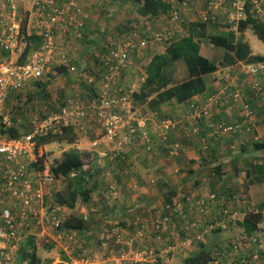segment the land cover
Masks as SVG:
<instances>
[{"label": "crops", "instance_id": "obj_1", "mask_svg": "<svg viewBox=\"0 0 264 264\" xmlns=\"http://www.w3.org/2000/svg\"><path fill=\"white\" fill-rule=\"evenodd\" d=\"M44 1L45 0H9V2L1 9L2 15L0 12V22L4 21L0 24V30L4 29L5 25L15 22L20 25V30H22L23 24L19 21L17 22L16 17L19 15L20 9H24V14L27 13V16L30 17L25 20L27 22L26 29L28 34L36 33L38 36L42 37V42L40 44L38 43L40 46H36V49L33 50V52L40 51L45 46L47 40L44 35V30L39 22L43 17L45 18L44 21H47L49 18L48 16L42 15L43 9L41 6L44 4ZM164 1L171 4L169 9L167 11L160 10L157 15L152 16L147 13H141L140 8L137 5H134L131 0H58L57 5L61 8L65 7L67 9L65 10L67 15L73 13L72 3H77L79 7L82 8V14H77V19L78 21L82 20L85 25L79 30L75 25H72L68 31L53 28V41L56 45L53 53L54 60L51 64L50 71L46 76L51 77L50 74L52 73L53 66L60 64L57 61L55 62V60L59 61L62 53H65L70 61L74 65H77L75 71H70L68 69L69 71L67 70V74L73 75L74 72L78 71L80 66L89 69L94 68L95 72L93 75L85 76L88 79V82H91V88L88 90V94H91V96L84 95L83 98H86L84 102L81 101V98H70L66 96L68 99L66 101L64 100L65 103L63 102L61 104L62 106L56 102L58 110L51 114L61 112L64 107L70 105L69 101H72L74 108H87L90 115L94 114L97 117H89V119L87 117L90 122L84 127L90 129V136H93L94 138V136L101 132L104 138L105 131L101 123L102 120L100 121V117L96 113V110L91 107V101L98 96L99 92H101L102 69L105 70L104 60L109 52L114 48H123L130 42H141L143 39L151 37L153 34L152 32L156 31L168 32L173 36V39L166 45L168 46L185 35L183 34L177 37V24L170 19L172 13L178 10L182 22L185 23L188 21L189 16L200 8L199 0H189L186 11H184L182 6L183 0ZM175 5L177 6L175 7ZM126 8H129L130 10L128 11ZM44 10L46 13L47 9ZM117 11L119 14H122L123 18H119L121 19L119 21L112 18L113 16L116 17L118 14ZM77 19L75 18V20ZM151 20H154L153 22H155L154 26L156 29L151 26ZM73 24L75 23L73 22ZM107 27L110 28L108 29L109 31L106 32ZM208 27L209 25L206 24V28ZM184 29L185 28H183V31ZM208 29L210 32V28ZM214 29L215 27L211 28V30ZM220 30L230 31L225 26H222ZM107 34L108 36H106ZM240 40L247 41L250 44L251 50L253 49L249 38L245 37ZM151 43L155 42L149 40L147 47L140 52L143 53L148 47L152 46H156L159 49L162 48L160 52L157 51L155 54L165 51L163 45L157 43L154 45ZM257 47L264 51L263 46L258 44ZM136 52L138 53V51L132 53V62L135 60L136 56L134 55ZM9 53L15 55V60H8V58L4 57L6 54L9 55ZM255 53L256 52H253L252 50V54L256 55ZM155 54L150 56L148 63L152 60ZM258 54L264 56V53ZM0 57L3 60L20 64L18 60L19 56L16 55L15 52L0 50ZM257 62L264 65V60ZM244 65L245 63L237 62L231 66L233 68L231 71L235 72V68H241L242 70L244 69ZM132 69L133 67L130 64L123 71L121 79H119V82L117 83L119 86L115 88L113 93H118L122 86H124L122 88L127 92H133L131 89L128 90L125 88L129 87L125 82H129L130 80L133 81ZM219 70L213 73L212 79L218 75ZM65 73H62V75L64 76ZM241 76L242 78H250L249 81H260L259 83L263 85V88L258 93L255 94L247 89L250 94L245 93L243 95L255 111L253 117L245 119L243 115L244 113H237L231 120L232 122L238 120V123L244 130L243 132L213 135L214 128L209 124L216 123L215 120L218 118H228L225 116L224 111L221 112L218 108L214 110L216 115H214L215 120L212 116L211 119L204 117L197 120L190 115L191 112L189 105L191 103H200L204 101L209 94V90L214 88L215 84L213 85V83L215 81H213L212 86L207 89L208 91L197 94L184 103H178L176 101L168 102V107H165V105L161 107L162 110L169 112L166 116H180L179 127L176 130L173 129V132L171 133V137L174 138V141L177 140L181 143L179 156L165 157L163 156V153L151 154V152H141L133 156L130 155V158L126 161H120L117 159L110 161L111 164L106 166L111 167L109 170L116 173L115 176L112 174V182L115 184L112 183L110 185V182H104V180L100 181V179L97 180L96 177H94L89 184L90 187L92 186L93 188L90 198L86 202L83 201L86 206H82L79 212H77L78 205L75 204V206L71 208L65 204L59 203L55 196L60 193L57 191L56 186L61 185L63 179H66L69 183L65 184V188L59 191L67 194L66 187L69 188V185H71V179L68 176L56 177L53 174L56 177V180L53 184L47 183L44 185L43 204L38 207V216L32 220L30 219L32 223L31 226L22 232V238L17 242V248L13 250L12 262H14L17 252L20 251L22 244L26 242L29 236H36L37 252L39 251L40 237L37 232V226L41 225L43 233H48L50 236H54L55 240L64 238L68 239L70 242H74L72 250L69 249V245L66 244L68 248L65 250L68 254L66 255L69 256V260L60 261L58 259V264H70V262L75 259L73 255L76 252L81 251L80 256L85 255L82 247H85L89 242H92L90 241V234L95 232L89 230L87 226L95 225L94 228L96 232L100 233V238L97 237V241L94 240L96 242V247H102L106 244L110 245L108 248H104V254L102 256H98V254L95 255V262L97 261L96 264H116V261H120L119 257H117L119 254L118 249L128 250L130 248L133 249L145 245H150L157 250V254L161 258L160 261L172 264L171 260L175 258L176 251L161 248V246L166 245L165 242L168 240L166 237L168 231L170 230V233H172L170 229L171 226H175L183 232L180 244H184L185 249H187L185 252L190 251L184 255L183 261L185 257L190 253L197 251L203 244L210 249H212V245L219 244L217 251H224V256L220 257L215 254V249H212L216 260L212 261L213 263L211 262L210 264H229L233 259L238 262L241 254L249 255L252 264H264V245L261 249L255 248L251 245L250 242H248V238L254 232L252 234L247 233L245 228L241 225L248 212H251L254 206L258 207L259 204L264 202V74L256 78H251L244 72ZM145 77L146 71L145 75L142 77L140 85L145 80ZM74 79L77 78L75 77ZM79 79L82 81L85 80L83 77ZM44 81L47 82L48 80ZM50 85H53V83L49 82L47 87ZM61 87L62 86H58V88ZM132 87L135 90L140 88L139 84ZM57 90L61 92L60 89ZM59 91H57V95L62 97L59 95ZM71 92H74V90L71 89V91L68 92L69 95ZM61 94L65 95L66 93L62 91ZM53 98L55 101L58 99V97L55 98V96H53ZM130 100L132 109L136 110L133 97L130 98ZM218 112H221V115L218 114ZM153 113L155 114L154 118L157 120H152L153 117L145 116L146 118H143L147 121L145 125L147 131H149V129L150 131L151 129L157 131L159 123L161 122L160 120L163 119L157 118V111H154ZM11 119L12 118H10V120ZM12 122L17 123V120L13 119ZM196 125L200 126L199 132L196 135L187 136L185 132L188 131L186 129ZM82 127L83 126L80 124L73 126L75 133H77L76 140L71 143L67 139H63L64 147H67L68 145L69 147L68 149L63 148L60 156L56 157V160L61 158L63 151L76 148L74 147V143L78 142V139L80 138L77 130ZM247 127L250 128L249 131H245ZM256 136H258V139ZM139 143L144 147L146 145L145 140L141 138ZM131 144L128 150L129 154H131L132 149H137L139 147V144ZM45 145L38 146V154L40 155V160L42 158L43 163L39 160L38 163L32 166L31 171L33 172L35 171V168L43 169L46 166L48 167V164L44 163L46 160L44 161L42 157V152L46 151V147L49 143ZM109 145L110 142H106V147ZM132 159L136 160L132 161ZM95 170L96 168H94V171ZM68 179H70V181H68ZM117 183L122 184L117 185ZM104 185L105 187L103 189ZM112 185H115L117 190H115ZM96 193H102L101 198L98 200L97 196H95ZM213 193L217 194L215 199L211 198ZM169 196L172 200L171 203H178L184 207V215L175 213L177 215L174 220L171 223L167 222L165 224V230L162 233L161 239L156 236L157 233L156 235L155 233L153 235H150L151 233L148 235L146 232V234L140 235L134 227V232H129L125 230L126 228L122 227L127 225L133 226V223L136 225L138 222L143 221L153 224L155 218L156 220L162 219L164 217L162 212L158 217H153L152 212L155 208L160 206L163 209L167 200L166 198ZM95 199L97 202H95ZM198 199L204 201L205 211L203 212L197 204ZM168 204L169 203H167L166 206ZM87 213L90 218H92V215L94 216L93 219L97 217V221L96 223L86 221V227L82 231L74 229L65 230V228L57 229L53 226L55 219L59 221L60 224H63L66 218H69L70 216H83L84 219H87ZM104 218L105 221H103ZM193 220L198 222V227L195 229H188V223ZM106 222L112 223L113 226L109 229V226L106 224L109 233L107 234L106 239H102L105 236L106 227L104 223ZM118 224H120L121 227L117 226ZM151 227L152 226H150V228ZM54 230H61V232L57 234ZM114 232L120 233L124 242L128 241L131 244L129 245L127 242H116V238L113 236ZM77 235L79 237H77ZM177 237L179 236H174L176 239ZM261 237L264 244V231L261 233ZM24 240L25 242H23ZM232 244L233 249H231ZM234 247H238V249H235ZM172 248L173 246H169V249ZM164 250L165 252L169 251L168 254H164ZM77 260L79 261L82 259H75L74 264H77ZM183 261H181V264H183ZM173 263L178 264L177 260ZM121 264L138 263H134L132 260H124Z\"/></svg>", "mask_w": 264, "mask_h": 264}, {"label": "built area", "instance_id": "obj_2", "mask_svg": "<svg viewBox=\"0 0 264 264\" xmlns=\"http://www.w3.org/2000/svg\"><path fill=\"white\" fill-rule=\"evenodd\" d=\"M57 1L45 0L41 6L43 9L42 15L49 18L47 21H44L45 18L43 17L39 22L47 40L45 46L40 51L32 52L24 64L3 60L0 57V127L2 126V122L11 123L9 113L7 112L10 90L19 88L25 81L42 78L50 71L56 46L53 41V28L68 31L72 25H75L79 30L85 25L82 20L78 21L77 19V14H82V8L77 3H72L73 13L67 15L65 11L67 9L58 6ZM188 1H182L184 11L187 10ZM8 2L9 0H0L1 15L2 7ZM263 3V0H202L203 8L198 9V11L190 15H200V18L194 17L190 21L205 23L216 28H221L223 25L228 24L229 27L227 29L233 30L237 34L239 23L249 16V10H251L250 14L254 17L263 20ZM44 9H47L46 13ZM195 13L197 14L195 15ZM170 19L175 24L180 25L179 29L183 30L184 22H182L178 10L172 13ZM3 22L1 21L0 24ZM152 33L151 37L143 39L141 42L134 41L123 48L112 49L104 60L105 70L102 69L101 92L91 101V107L96 110L100 121L102 120L105 138L110 142V145L106 147L102 146V141L100 140L92 141V149L97 151L101 157H106L109 153L114 154L113 157L123 151L125 153L129 150L131 143H133L131 145H138L140 138L145 140V147L147 146L145 149L147 151L150 152L154 146L146 130V119L135 118L136 111L130 105L131 94L122 88L123 86H120L121 90L118 93H113L115 88L119 86L117 83L121 79L123 71L132 64L131 57L134 51H138L140 54V51L147 47L149 40L155 42L151 44L155 45L157 43L166 46L173 39V36L168 32L156 31ZM177 37H179L178 34ZM25 45L26 43L22 40L20 25L16 22L7 24L4 29L0 30V50L15 52L20 56ZM56 61L68 66L70 71L76 70L77 66L71 63L65 53H62L59 61ZM244 70L248 77L256 78L264 74V65L247 63L244 65ZM220 77L218 79L220 85L217 84L214 89L209 90V94L204 101L189 105L190 115L197 120L204 117L211 119V116L214 119L213 112L215 109L220 108L219 104L222 103L225 108L224 114L228 118L214 119L216 123L209 124L214 128L213 135L243 132L244 130L238 123L239 121L232 122L231 120L237 113H244L245 119L253 117L255 111L243 95L247 89L256 94L261 91L263 85L259 83L260 81H249L250 78H242L239 75L232 79L224 76ZM248 90L247 92H249ZM69 104L61 112L51 114L36 123L32 131L24 133L20 137L7 138L0 134V264L11 263L13 250L17 248V242L22 238V232L31 226L30 219L32 220L38 216V207L43 204L44 185L47 183L53 184L56 180L49 166L43 169L35 168L34 172L31 171V167L40 160L36 137L49 133H62L64 126H75L80 124L85 117H89L87 108H74L72 101H69ZM179 120L180 116L174 115L161 120L158 126L160 136L166 139L168 133L179 125ZM186 130H192L194 135L199 132V129L193 126ZM249 130V127L245 129V131ZM256 138L258 139V136ZM99 146H102L101 151L94 149ZM166 146L167 151L171 155L179 154L181 148L179 143H166ZM211 198L215 199L216 194L213 193ZM197 204L200 206L202 212L205 211L202 199H198ZM167 208L184 215V207L181 204L170 203L167 205ZM252 210L260 214L261 220L258 223L257 230L248 238V242L255 248L261 249L264 245L261 237V233L264 231V206H254ZM166 221L167 217L161 221H153L152 226L155 227L156 236L159 239L162 238ZM59 224V221L55 219L53 226L57 227ZM198 225V222L193 220L188 223L187 228L195 229ZM147 227L150 228V225L146 222H138L135 229L140 235H143L146 234ZM113 234L116 242H124L120 233L114 232ZM126 242L129 245L131 244L128 241ZM234 248L238 249V247ZM118 251V255L122 261L132 260L138 264L158 263L159 256L157 250L150 245ZM239 259L242 264H252L251 258L247 254H241ZM82 261L84 260L82 259ZM229 264H235V262L231 261Z\"/></svg>", "mask_w": 264, "mask_h": 264}, {"label": "trees", "instance_id": "obj_3", "mask_svg": "<svg viewBox=\"0 0 264 264\" xmlns=\"http://www.w3.org/2000/svg\"><path fill=\"white\" fill-rule=\"evenodd\" d=\"M134 5H137L141 13L143 14H150L155 16L159 13V11H167L169 9V4L167 1L164 0H131ZM249 16L239 23V31H245L247 29H251L254 34L262 41H264V20H260L255 18L252 14H250L251 10L248 11ZM27 22L23 23L22 27V35L25 37L26 45L19 56V63L24 64L27 61L28 56L36 49L38 43L42 42V37L38 36L36 33L28 34L27 29ZM228 26V24H227ZM183 28H186L188 32L179 40L173 42L172 44L165 46V51L162 53H156L152 60L148 63L146 67V77L143 83L140 85L138 90H134L130 94H132L134 104L142 103L146 104L148 110L157 111L158 116H163V119L166 118V114L163 115V110L161 107L168 102L176 101L178 103H184L194 97L197 94L203 93L207 91L210 86H212V75L219 69L228 68L234 65L237 62H246V63H258L257 61L264 60V56L259 54H252V50L250 44L247 41H241L235 31L231 30L230 32L224 34H207L209 33V29L206 28L205 23L201 22H192L189 21L183 24ZM207 38L209 41L215 45L221 46L226 49L225 59L222 60L220 64L216 63L214 60L208 57L202 51V38ZM37 42V43H33ZM176 64L182 65L187 70V77L182 79L181 81H175L178 79L177 73L174 70V66ZM59 65V66H58ZM57 72L67 74V67L63 64H56ZM69 71V70H68ZM35 80V79H34ZM44 80H48L47 82ZM33 80L25 81L21 86L20 90L25 88L29 82ZM51 79L48 76L38 78L34 81V84L40 87L39 90L44 89L46 90L49 82ZM128 86V84H127ZM124 87V86H123ZM130 90L129 87H125ZM212 90V89H211ZM12 96V92L8 96ZM19 103V102H18ZM63 103V102H62ZM65 103V102H64ZM51 101L47 103L45 109L41 108V112L45 115L48 114L52 110L50 108ZM54 105V104H53ZM51 105V106H53ZM57 106V104H56ZM53 107V109L56 108ZM62 106V105H61ZM60 106V107H61ZM58 110V109H57ZM55 112V111H54ZM11 118V116L9 115ZM43 118V117H42ZM41 118V119H42ZM162 119V120H163ZM161 121V120H160ZM160 124V123H159ZM18 123H14L11 121L10 124L2 122V126L0 127V134L3 137L7 138H17L20 137L24 132L22 131ZM179 127V125L175 128V130ZM200 130V126L196 125ZM34 128V127H33ZM208 129V128H207ZM159 129L154 131L153 129H149L148 133L151 138V142L155 145L151 149V154L155 153H163V156H179L178 155H171L169 151L166 149V143L174 144L180 143V141L175 140L171 137V130L166 139H163L162 136L159 134ZM187 136H193L194 133L192 130L185 132ZM76 133L73 126H64L62 128V133H49L43 136L37 137V145H45L51 143L57 139H67L69 142L73 143L76 140ZM147 147V146H146ZM160 149H158V148ZM150 153L145 149V147L139 143V147L137 149H132L131 154L129 152H121L118 155L114 156V154H107L106 157H101L98 152L93 151H79L77 148H71L69 150H65L62 153L60 159L54 161L51 164V172L56 177L61 176H68L71 179L69 185V189H67V194L60 192L56 195V199L59 203L65 204L71 208H73L78 200L81 197L82 201L86 202L89 200L90 195L92 193V186L90 187V182L94 178L92 172L98 162L99 159L103 160V163H106L107 166L111 164L110 161L112 160H120L126 161L130 158V155H136L139 153ZM137 158V157H136ZM111 159V160H110ZM136 159H132L135 161ZM105 161V162H104ZM41 163L43 160L41 158ZM108 162V163H107ZM87 164V165H86ZM88 166L87 169L84 166ZM44 166V165H43ZM93 167V168H92ZM86 170H85V169ZM92 174V175H90ZM173 196V195H172ZM217 196V194H216ZM166 203L163 206L164 212V219L167 217L168 223H171L175 216L176 212L168 209L166 204L171 203V197L166 198ZM264 206V202L258 205V207ZM157 220V221H161ZM156 220V218H155ZM261 220V216L259 213H256L254 210L248 212L245 217L244 222L241 224L247 233L252 234L258 228V223ZM105 221V218L103 219ZM108 223V222H106ZM104 223V224H106ZM86 227V219L84 217H75L70 216L66 218L63 224H59L56 228H65V229H74L78 231H82ZM147 234L156 235V229L154 226L151 228L147 227ZM149 232V233H148ZM96 233L95 235H93ZM91 236L90 241L94 240L95 236L100 235V233L94 232ZM154 235V236H155ZM107 235H105L102 239H106ZM36 236L32 235L29 236L28 239L24 244H22L20 249V259L21 262L27 261L29 264H40V257L37 253V244H36ZM77 237H79L77 235ZM108 241V240H106ZM82 247V249H86ZM231 249H233V244L231 245ZM219 255L224 256L223 252L220 251ZM77 259H85L87 256H80L75 255ZM64 261L69 260V256L64 254ZM159 262L157 264H164V262L160 261L161 258L158 257ZM216 260L215 255L213 254L212 249L207 248L206 245H201L197 251L190 253L187 257H185L183 264H210L212 261ZM233 259L235 264H242L241 260ZM213 263V262H212ZM64 264V263H61ZM149 264V263H145Z\"/></svg>", "mask_w": 264, "mask_h": 264}, {"label": "rangeland", "instance_id": "obj_4", "mask_svg": "<svg viewBox=\"0 0 264 264\" xmlns=\"http://www.w3.org/2000/svg\"><path fill=\"white\" fill-rule=\"evenodd\" d=\"M199 1H200V8L199 9H202L203 8L202 0H199ZM124 9H122V10H124ZM126 9L128 11L130 10L129 8H126ZM262 10L264 11V3L262 4ZM24 12H25L24 9H20L19 15H17V17H16L17 22L19 21V22H21V24H23L27 18L28 19L30 18L29 16H27V13L24 14ZM117 13H118V11H117ZM196 14L197 13H195V15ZM194 17L198 19V18H200V15L190 16L188 18V21L194 19ZM112 18L119 21V20H121L119 18H122V14L118 13L116 15V17L113 16ZM153 21L154 20H151L150 24L154 28L155 27L154 26L155 22H153ZM192 22L193 21H191V23ZM109 28L110 27H107V30L105 29L106 32L109 31L108 30ZM179 28H180V25H177V30H178L177 34H178V36L188 33L186 31V28L184 29V31L179 29ZM208 28H210V32L207 33L209 35H211V34H224V33L229 32V31L220 30V29L211 30L212 25L209 26ZM155 29H156V27H155ZM253 33L254 32H252V30L249 28V29H247L245 31H241V32L238 31V33L236 35H237V37L239 39L245 38V37L249 38L250 43H251V45L253 47L252 50H253V52H256L255 54L264 53V51L262 49L257 47L258 44L264 47V41L260 40ZM106 36H108V34ZM22 40L25 41L24 36H23ZM202 46H203L202 51L206 55H208L209 58L214 60L216 63L220 64L222 62V60L225 59V53H226V49L225 48L211 43L209 41V39H207L205 37L202 38ZM164 49H165V46H164ZM161 50H162V48L159 49L156 46H152V47H148V49H146L143 53L141 52V54H139V55H138V53H135V55H134V56H136L135 60H133V62L131 64V66L133 67V69H132L133 70V72H132L133 81L130 80L129 82H125L126 85L127 84L129 85V88L132 91L135 90L132 86L137 85V84H139V86H140V82L142 81V77L145 75L146 67H147V64H148V60L150 59V56L155 54V52H157V51L160 52ZM2 56H3V54H2ZM4 57L8 58V60L9 59L15 60L14 58H16L15 55L10 54V53H9V55H7V54L4 55ZM56 67L57 66H53L52 73L50 74L51 77H49L51 79L50 82L53 83V85H50L49 87H47L46 90H44L42 88H41V90H39L40 87H38V85L34 84V80L29 82L27 84V86H25L24 89L22 88L20 90V87H19V88L10 90L9 94L12 92V96L9 97L10 99H9V103L7 104V112L9 113V115L12 118L11 121L13 119L17 120V123L19 124V126H20L22 131L30 132V130H32V128L36 125V123H38L39 121H41L42 119L45 118L43 115L46 112H41V108L45 109L46 106H47V103L49 102V100L51 101L50 108H52V110L50 112H48V114L45 115V116L51 115V113H53L54 111L56 112L57 109H58V106H56V102H58L61 105L62 102H64V100L66 101L68 99L67 97H70V98H81V101L84 102L86 100V98H83L84 95L91 96V94L90 95L88 94V90L91 88V82L89 81L90 82L89 83L88 79L85 76L86 75H89V76L93 75L94 72H95L94 68H90L89 69L87 67L80 66L78 71L74 72L73 75L72 74H65L63 76L62 73L57 72ZM226 69H230V70H226ZM226 69L225 68L222 69L221 77L224 76V77H228L230 79L234 78L237 75L242 77L241 75L245 72V70L244 69L241 70V68H239V69L235 68L234 69L235 72L231 71V67L226 68ZM174 70H175V72L177 73V76H178V79H176L175 81H181L182 79L187 77V70L182 65L176 64L174 66ZM75 77L77 79H74ZM81 77H83L85 80L82 81L81 79H79ZM252 78H254V77H252ZM216 80H217V76L214 79L215 82L213 83V85L214 84L215 85H217V84L220 85V83H218V81H216ZM58 86H62V87L58 88ZM57 89H60L61 92L64 91L66 94L65 95L61 94V92L59 90H57ZM71 89H73L74 92H71V94L69 95L68 92L71 91ZM57 91H59V93H60L59 95H61L62 97H59L57 95L58 94ZM245 91H246V93H248L247 90H245ZM53 96H55V98L58 97L57 101L53 100L54 99ZM51 105H53V106H51ZM164 105H165V107H168V103H165ZM219 105H220L219 106L220 108H218V109L221 112H223L224 109H225L224 105L222 103H220ZM54 106H56L55 109H53ZM135 109L137 110V111L135 110L136 111L135 114H137V116L135 118H139V117L140 118L153 117L152 120L155 119L154 118L155 114L153 113L154 111L148 110L146 104L138 103V104L135 105ZM163 112H164L163 115L169 113V112H166V110H163ZM221 112H218V114L221 115ZM213 115H215V112H213ZM89 117L92 118V117H96V116L94 114H91V115L89 114ZM89 117H88V119H89ZM157 118L161 119V118H163V116H158L157 115ZM84 119H85L84 121L80 122V125L83 126V127L79 128L77 130L78 133H79V136H80V138H79L80 140L78 139V142L74 143V147H76L78 149L82 148V149H79V150L90 151V148H92L91 144H92V141L94 139H99L100 141L104 140V141H102V146H106V142H109V141L107 139H105V137L103 138V134H101V132H99L98 135L94 136V138H93V136H90V134H91V133H89L90 129L87 128V127H84L86 124H89L90 121L87 119V117H85ZM155 120H157V119H155ZM24 133H26V132H24ZM76 136H77V133H76ZM87 139H89V140H87ZM63 141H64L63 139L62 140L61 139H57V140L49 143V145L46 147V151L42 152V157H43L44 161L46 160L44 163L48 164L49 167L51 166V164L53 163L54 160L56 161V157L60 156L63 148L64 149H68L69 145L67 147H64ZM71 145H73V144H71ZM101 147L99 146L98 148H94V149H97V150L101 151L102 150ZM112 147H113V145H112ZM87 167H89V165L85 166L86 169H87ZM95 168H96V170L93 171L92 174L94 175V177H96L97 180L100 179V181L104 180V182H110V185L112 183L115 184L114 182H112V180H113L112 174L115 176L116 173L114 171H110L109 169L111 167H107L106 163L104 164L102 159L98 160ZM92 174H90V175H92ZM62 181L63 182H61V185H57L56 186L58 192H61L59 190H63V188H65L64 187L65 184L69 183V182H67L66 179H63ZM68 181H70V179H68ZM121 184L122 183H120V184L117 183V185H121ZM112 186H114L115 190H117L115 185H112ZM104 187H105V185L103 186V189H104ZM66 188L69 189L68 187H66ZM101 194H98V193L95 194V196H97V200L99 198H101ZM97 200L95 199V202H97ZM76 205H78L77 206L78 207L77 212H79V210L81 209L82 206H86V204L83 203L81 197L78 198V200L76 202ZM75 211H76V208H75ZM161 212L164 214L163 209L161 208V206L158 207V208H155L153 210V212H152V216L153 217H155V216L158 217ZM88 213H87V215H88ZM85 214H86V212H85ZM146 217H149V216H146ZM93 218H94L93 215H92V218H90L89 215H88V218L86 219V221L87 222L96 223L97 217H95V219H93ZM147 223L150 226H152V224L150 222H147ZM106 224L109 226L108 227L109 229H111V227L113 226V224L109 223V222L106 223ZM106 224H105V227H106L105 235H107L109 233L107 231ZM94 226L90 225V226H87V227L89 228V230L96 232ZM117 226L121 227L120 224H118ZM37 227H38L37 232L39 233V237H40V239H39L40 248H39V251L37 252L38 256L41 259L40 264H58V259L60 261H63L62 258H64V254L65 253L67 254L65 249L68 248V246H66V244L69 245V249L72 250V245H74V242L73 241L70 242V241H68V239H64V238L63 239H59V240H55L54 236H52V235L50 236L48 233H43L41 225H39ZM122 227L126 228L125 230H127L129 232H134V230H133L134 225L133 226L127 225V226H122ZM170 229H171L172 233H170V230H169L167 235H166V232H165V235L168 238V240L165 242L166 245L161 246V248L165 249V250L176 251L175 256H174L175 258L171 260L172 261L171 263L174 264L173 262H175V260H177V263L181 264V261H183L184 255L187 254L190 251H188V252L186 251L185 252V250H187V249H185L184 244H180V239L183 237V232H181L175 226H171ZM54 231L57 234H59L61 232V230L60 231L54 230ZM173 231H175L176 233L173 232ZM92 234L93 233H91L90 235L93 236L96 233H94L93 235ZM174 236H179L180 238L177 237V239H176V238H174ZM97 237L100 238L99 235L95 236L94 237L95 241H97ZM70 240H73V239H70ZM94 240L87 244V248L86 249H83V253L85 254L84 256H87V257L85 259H83L84 261H82V260L78 261L77 260V264H96L97 261L95 262V255L98 254V256H102L104 254L103 253L104 248H108V246H110V245L106 244V245H103L102 247H96V245H95L96 242ZM162 241H158V242H162ZM23 242H25V240ZM169 246H173V248L169 249ZM218 246H219V244L212 245V249H215V254H217V255H219V252L217 251V247ZM165 250H164V254H168L169 251L165 252ZM222 252L224 253V251H222ZM80 253H81V251L76 252L74 255L72 253V255H73V257L75 259H77L75 257V255H79ZM99 253H101V254H99ZM20 254H21L20 251H18L17 254H16L14 262L11 261L10 264H29L27 261L21 262ZM219 256L221 257V255H219ZM117 257H119V259H120L119 255H117ZM75 259L72 260V262H70V264H74ZM116 262H117L116 264H121L122 260L120 259V261H116ZM164 264H168V263L164 262Z\"/></svg>", "mask_w": 264, "mask_h": 264}, {"label": "clouds", "instance_id": "obj_5", "mask_svg": "<svg viewBox=\"0 0 264 264\" xmlns=\"http://www.w3.org/2000/svg\"><path fill=\"white\" fill-rule=\"evenodd\" d=\"M256 18V17H255ZM259 19V18H258ZM261 20V19H260ZM223 26H225L226 28H228L229 27V25L227 26V25H223ZM215 29H220V28H216L215 27ZM230 32V31H229ZM241 32V31H240ZM25 42V41H24ZM239 63V62H238ZM241 63H245V64H247L246 62H242L241 61ZM73 64V63H72ZM64 65V64H63ZM67 67V69H68V66H66ZM229 68V67H228ZM226 69V68H225ZM233 68L231 67V70H232ZM226 70H230V69H226ZM222 69H220L219 70V74L217 75V80L216 81H218V79H219V77L221 76V74H222ZM216 78V76L214 77V79ZM215 87V86H214ZM214 89V88H213ZM208 91V90H207ZM91 151H93V149L91 148ZM93 152H97V151H93ZM143 222H145V221H143ZM147 223V222H146ZM133 225H134V228L136 227V225L133 223ZM213 230V229H212Z\"/></svg>", "mask_w": 264, "mask_h": 264}]
</instances>
